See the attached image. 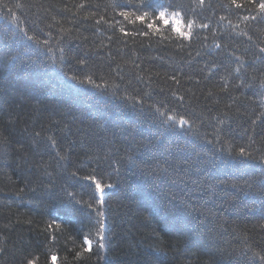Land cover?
I'll use <instances>...</instances> for the list:
<instances>
[{"label":"trees","instance_id":"1","mask_svg":"<svg viewBox=\"0 0 264 264\" xmlns=\"http://www.w3.org/2000/svg\"><path fill=\"white\" fill-rule=\"evenodd\" d=\"M260 3L0 0V264H264Z\"/></svg>","mask_w":264,"mask_h":264},{"label":"snow or ice","instance_id":"2","mask_svg":"<svg viewBox=\"0 0 264 264\" xmlns=\"http://www.w3.org/2000/svg\"><path fill=\"white\" fill-rule=\"evenodd\" d=\"M232 2L235 4V3H236V0H232ZM200 3H203V0H200ZM236 6H237V7H240L239 4H236ZM141 7H142V6H141ZM258 7H259V9H260L262 12H264V3H260V4L258 5ZM121 15H123V16H127V13L122 12ZM145 16H147V13H145ZM159 16H160V19H161V20H164V19H165V12L161 11V12L159 13ZM254 18H255V17H253V19H254ZM137 19H144V17H137ZM149 26L151 27V25H149ZM189 27H190V25H189ZM205 27H207V25H205ZM175 30H176L181 36H184V35H185L183 32H180V29H179V28H176ZM122 31H123V29H122ZM29 39H33V38H32V37H29ZM217 47H219V46H217ZM260 51H261V52H264V48L260 49ZM71 79L76 80L77 78H76L75 76H73V77H71ZM79 82H80V83H84L85 81H84V80H80ZM87 82H88V83H92L91 78H88V81H87ZM96 87H99V85H96ZM186 123H187V121H184V120H181V121H180V124H181V125H184V124H186ZM240 155H245V152H244L243 149L240 150ZM61 159H64V157H61ZM163 171L165 172V174H171V173L168 172L167 169H164ZM73 175H75V173H73ZM85 179H91V180H93V182H94V184H95V188H96V190L99 191L100 193H104V192H105V187H107V188H112V187H113V185L110 184V183H107L106 185H102L98 180L95 179V177H85ZM100 202L103 203V196L100 197ZM100 238L103 239V236H101ZM85 243L88 244V246H89V247H88V250H91V241H89V240L86 239V240H85ZM262 259H264V258H262ZM30 264H31V262H30Z\"/></svg>","mask_w":264,"mask_h":264},{"label":"rangeland","instance_id":"3","mask_svg":"<svg viewBox=\"0 0 264 264\" xmlns=\"http://www.w3.org/2000/svg\"><path fill=\"white\" fill-rule=\"evenodd\" d=\"M164 20L170 23L175 29L179 28L180 31H182V25L177 17L169 14V15H165Z\"/></svg>","mask_w":264,"mask_h":264}]
</instances>
